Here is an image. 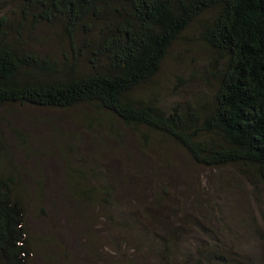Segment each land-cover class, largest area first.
Listing matches in <instances>:
<instances>
[{
    "label": "trees",
    "instance_id": "trees-1",
    "mask_svg": "<svg viewBox=\"0 0 264 264\" xmlns=\"http://www.w3.org/2000/svg\"><path fill=\"white\" fill-rule=\"evenodd\" d=\"M193 23L214 53L209 64L218 84L210 102L167 108L156 97L143 98L140 90ZM48 40L58 52L34 44ZM17 106L89 109L94 119L107 113L143 137L167 136L199 164L246 165L264 189V0H13L11 12L0 15V111ZM2 144L0 136V150ZM83 163L66 178L65 197L79 196L87 207L97 202L102 209L137 210L132 198L142 189V169L135 170L140 181L134 192L123 184L122 200L116 184ZM18 181L15 173L0 170V264H26L32 252L26 192ZM142 211L144 231L132 238L138 258L228 264L216 240H202L200 255L177 258L182 232L164 221L153 220L151 228L146 221L154 212Z\"/></svg>",
    "mask_w": 264,
    "mask_h": 264
},
{
    "label": "rangeland",
    "instance_id": "rangeland-1",
    "mask_svg": "<svg viewBox=\"0 0 264 264\" xmlns=\"http://www.w3.org/2000/svg\"><path fill=\"white\" fill-rule=\"evenodd\" d=\"M12 7L13 0H0V15ZM34 44L59 49L53 40ZM213 55L193 23L140 95L156 97L167 108L193 100L197 106L209 103L218 84L216 67L209 64ZM90 114L89 109L18 106L0 111V170L15 173L26 192L32 250L26 264H158L154 255L151 260L134 255L132 238L144 231L139 227L143 208L154 212L147 224L170 222L182 232L174 249L179 259L188 252L200 255L202 240H216L228 264H264V189L253 170L243 164H199L165 135L143 137L107 113L97 119ZM79 161L95 167L107 184H116L122 200L123 184L134 192L140 181L135 170L142 169V189L132 198L137 210L102 209L97 202L87 207L79 196L65 197L66 178Z\"/></svg>",
    "mask_w": 264,
    "mask_h": 264
}]
</instances>
